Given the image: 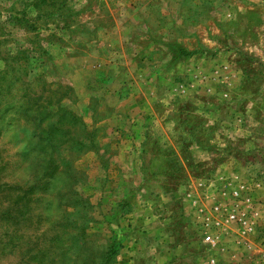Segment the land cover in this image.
Returning a JSON list of instances; mask_svg holds the SVG:
<instances>
[{"label":"rangeland","instance_id":"374dc122","mask_svg":"<svg viewBox=\"0 0 264 264\" xmlns=\"http://www.w3.org/2000/svg\"><path fill=\"white\" fill-rule=\"evenodd\" d=\"M0 186V264H264V0H0Z\"/></svg>","mask_w":264,"mask_h":264},{"label":"trees","instance_id":"16d2710c","mask_svg":"<svg viewBox=\"0 0 264 264\" xmlns=\"http://www.w3.org/2000/svg\"><path fill=\"white\" fill-rule=\"evenodd\" d=\"M176 46H177V47H176V50L172 52V58H173V59H178V58H188V57H190V56L193 54L192 51L187 50L185 47H183V46L180 45V44H178V45H176ZM40 105H41V103H40ZM56 106H57V108L62 109V107H61L60 104H57ZM38 108H39V107H38ZM60 109H59V112H61ZM51 113H52V111H51L50 109H48L47 107H44V106H43V109H42V110L39 109V113H38V116H37L38 121H39V122H43V120L45 119V117H47V116L50 115ZM41 114H42V115H41ZM59 115H60V114H59ZM43 131H45V134L43 135V136H45V137H41V138H40V141H41L42 144H47V142H48V143L51 142V140H50L51 138H50V139L47 138V132H48L47 129H44ZM49 131H51V130L49 129ZM0 187H2V186H0Z\"/></svg>","mask_w":264,"mask_h":264}]
</instances>
